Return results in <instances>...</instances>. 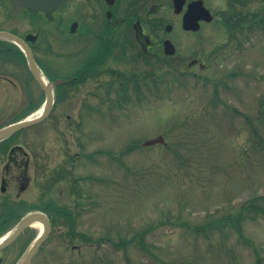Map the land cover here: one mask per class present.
<instances>
[{
	"label": "rangeland",
	"instance_id": "obj_1",
	"mask_svg": "<svg viewBox=\"0 0 264 264\" xmlns=\"http://www.w3.org/2000/svg\"><path fill=\"white\" fill-rule=\"evenodd\" d=\"M224 8L225 1L219 0V13ZM250 11L251 18L264 12V0H254ZM170 15L171 10L163 9L157 18L165 21ZM226 19L196 33L203 37L200 43L172 29L168 36L175 39V54H160L157 90L147 84L136 88L131 72L140 69L125 63L122 67L130 74L124 86L126 102L96 105L89 118L80 109L79 127L67 125L65 119L48 124L49 146L58 148L56 154L62 151V138L57 142L55 133L63 131L62 144L69 145L63 152H94L95 162H76L73 175L80 182L70 184V191L66 183L52 178L62 159L50 162L48 216L57 222L51 224L33 264H255L251 249L228 220L241 204L264 196V154L247 148L248 122L256 124L264 138V123L257 120L262 119L259 102L264 103V31L232 40L223 27ZM192 59L206 67H188ZM231 73L237 76L228 86L214 87ZM115 86L113 92L120 88ZM214 92L218 101L213 100ZM65 114L75 115L72 109ZM75 134L85 143L82 150L75 146ZM159 135L167 145L142 147L143 141ZM36 193L33 189L31 197ZM256 203L264 210L261 201ZM259 213L244 215L240 227L264 264V212ZM64 215L74 218L79 235H68ZM218 219L219 229L212 224ZM210 224V231L201 230ZM135 233L145 235L123 251L112 246Z\"/></svg>",
	"mask_w": 264,
	"mask_h": 264
},
{
	"label": "flooded vegetation",
	"instance_id": "obj_2",
	"mask_svg": "<svg viewBox=\"0 0 264 264\" xmlns=\"http://www.w3.org/2000/svg\"><path fill=\"white\" fill-rule=\"evenodd\" d=\"M198 1L213 20L200 19L197 31H185L183 17L191 4ZM216 1L213 5L209 0H184L175 7V0H71L48 15L12 0H0V132L40 117L35 125L0 135V239L27 215L38 213L50 221L47 171L54 157L59 156L62 161L52 178L66 183L69 191L73 188L70 184L80 182L73 175L76 162L82 159L95 162L94 152L86 156L63 152L69 150L67 141L66 147L62 144L63 131H58V136L55 133L57 142L62 138V151L56 154L58 148L49 146L48 124H60L65 119L67 125L74 123L79 127L80 109H84L82 114L88 113L83 117L89 118L91 108L96 105L110 107L121 103L130 76L122 67L125 63L140 69L131 72L137 79L136 88L147 84L157 90L156 66L160 54L167 58L165 42L174 43L175 39L168 36L173 28L200 43L203 37L196 33L215 21L219 25L224 16L238 14L245 20L251 18L254 0H224L225 8L220 13L219 0ZM163 9L171 10L165 21L157 18ZM199 9L197 5L194 12L199 13ZM194 66L205 68L197 59L188 63V67ZM115 85L120 88L113 92ZM71 109L75 115L63 116ZM75 135V146L82 150L85 143L79 141V134ZM33 189L37 190L35 197H31ZM33 228L36 227L27 225L12 243L0 250V264H18L40 232ZM44 246L45 242L35 250L28 264H33Z\"/></svg>",
	"mask_w": 264,
	"mask_h": 264
},
{
	"label": "trees",
	"instance_id": "obj_3",
	"mask_svg": "<svg viewBox=\"0 0 264 264\" xmlns=\"http://www.w3.org/2000/svg\"><path fill=\"white\" fill-rule=\"evenodd\" d=\"M223 27H225L228 31V36L229 39L232 40H237L239 38V36L244 35L242 37V39H245L248 37V34H250L252 31H264V12L262 13H256L250 20L248 19H244L242 17H240L238 14L227 17V19L225 20V22L223 23ZM246 33V35H245ZM240 44L241 41L236 42V44ZM237 76L236 73H231L228 74L222 78H219V81H217L215 83V88H220L221 86L225 87L228 86V80L230 79H234ZM213 100L214 101H218L217 99V93L214 92L213 94ZM259 106L261 109L260 112V116L262 119L257 118L258 122L264 123V103L263 102H259ZM249 123V127H250V135L248 138V146L247 148H249L250 150H255L257 153H262L264 154V138H262L261 136V132H260V128L257 127L256 124H251V122ZM256 201H261V204H264V196H260V197H255L254 199L248 200L245 203L241 204L238 208V212L236 215H234L232 218H229V222L232 225L233 229L235 230V232L237 233L240 241L245 245L248 246L252 253L253 256L255 258V264H261V257L259 255V252L257 251L256 247L251 243V241L247 238L244 237L243 232L241 230V223L244 220V215H251L254 214V216H258L260 213L259 211H263L262 207L256 203ZM57 212V211H56ZM58 215V212L56 213ZM65 216V215H64ZM63 217V215H62ZM66 219L65 220V225H68L69 228V236L72 237L73 235H79L78 233H76L75 230V223H74V218L72 216H65ZM226 220V219H224ZM52 223L57 222V219L52 218L51 219ZM214 228H218L221 225V221H219V219L217 221L212 222ZM207 225L205 227H202L201 230L205 231V230H211V226ZM200 229H197L196 231H199ZM145 235V233L141 234V233H135L132 236V239L130 240H120V242L118 241L117 243L111 241V243H115L112 244L113 247H116L120 250H125L126 247H128V245H130L132 242L134 241H140L142 239V237ZM81 238H83V236H81ZM89 241V240H87ZM97 242H104L107 241V239H98L96 240Z\"/></svg>",
	"mask_w": 264,
	"mask_h": 264
},
{
	"label": "water",
	"instance_id": "obj_4",
	"mask_svg": "<svg viewBox=\"0 0 264 264\" xmlns=\"http://www.w3.org/2000/svg\"><path fill=\"white\" fill-rule=\"evenodd\" d=\"M12 1L14 3H16L17 5L26 7L27 9H30L32 11H41V12H45V13L49 14L53 10H55L59 5H61L62 3H64L67 0H12ZM183 1L184 0H175V7L177 6L178 3H181ZM197 5H200L199 13L194 12V10H196V8H197ZM176 11L178 12V9H176ZM201 13H202V17H201ZM200 19H203L207 22H210L212 20V17L210 16L209 12L203 8V6L201 5V2L198 1V2H195V4H191V7H189V10L187 11L185 16L183 17V28L185 30H193V31L197 30L198 29L197 21ZM166 30L169 31L170 27L169 26L166 27ZM10 39H12L15 42L19 41L13 37H10ZM25 50L27 52H29L27 48H25ZM173 53H174V49H173L172 45L169 42H165V54L166 55H173ZM50 107H51V103L49 102V104L47 106L48 111L50 110ZM39 120H40V117L36 118V119H32V120L27 121L25 123L13 125V126L7 128L6 130L0 132L1 133L0 135H6V134L11 133L17 129L22 128V127L34 125ZM155 144L165 145L163 137L158 136L154 139L146 140V141H144L142 146L149 147V146H152ZM33 223H40L42 225V231L38 235V237L34 240V242L32 243V245H31L32 247L24 254V256L21 258V260L18 262V264H28L31 256L35 252V250L47 238L49 231H50V226H49V222L47 220V217L45 215H40L38 213H33V214L25 216L24 218H22L19 221V223L16 225L15 229H13V231L11 233H9L4 239H2L0 241V250H1L5 246L12 243L27 225H30Z\"/></svg>",
	"mask_w": 264,
	"mask_h": 264
},
{
	"label": "bare ground",
	"instance_id": "obj_5",
	"mask_svg": "<svg viewBox=\"0 0 264 264\" xmlns=\"http://www.w3.org/2000/svg\"><path fill=\"white\" fill-rule=\"evenodd\" d=\"M33 226L36 227L37 229H40V226L37 224H34Z\"/></svg>",
	"mask_w": 264,
	"mask_h": 264
}]
</instances>
